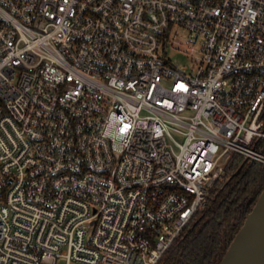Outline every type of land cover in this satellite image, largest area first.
Returning a JSON list of instances; mask_svg holds the SVG:
<instances>
[{
	"label": "built area",
	"instance_id": "2783aa9c",
	"mask_svg": "<svg viewBox=\"0 0 264 264\" xmlns=\"http://www.w3.org/2000/svg\"><path fill=\"white\" fill-rule=\"evenodd\" d=\"M236 155L264 165V0H0V264H159Z\"/></svg>",
	"mask_w": 264,
	"mask_h": 264
},
{
	"label": "trees",
	"instance_id": "16d2710c",
	"mask_svg": "<svg viewBox=\"0 0 264 264\" xmlns=\"http://www.w3.org/2000/svg\"><path fill=\"white\" fill-rule=\"evenodd\" d=\"M263 191L264 165L234 156L229 179L159 264H219Z\"/></svg>",
	"mask_w": 264,
	"mask_h": 264
},
{
	"label": "water",
	"instance_id": "95a60500",
	"mask_svg": "<svg viewBox=\"0 0 264 264\" xmlns=\"http://www.w3.org/2000/svg\"><path fill=\"white\" fill-rule=\"evenodd\" d=\"M219 264H264V191Z\"/></svg>",
	"mask_w": 264,
	"mask_h": 264
},
{
	"label": "rangeland",
	"instance_id": "374dc122",
	"mask_svg": "<svg viewBox=\"0 0 264 264\" xmlns=\"http://www.w3.org/2000/svg\"><path fill=\"white\" fill-rule=\"evenodd\" d=\"M201 41L187 30L175 27L171 33V44L166 48V55L171 63L183 67L187 73H191V49H199ZM64 264V263H63Z\"/></svg>",
	"mask_w": 264,
	"mask_h": 264
}]
</instances>
